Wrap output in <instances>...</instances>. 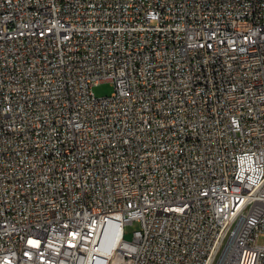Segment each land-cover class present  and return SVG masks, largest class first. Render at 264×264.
<instances>
[{
  "label": "built area",
  "instance_id": "2783aa9c",
  "mask_svg": "<svg viewBox=\"0 0 264 264\" xmlns=\"http://www.w3.org/2000/svg\"><path fill=\"white\" fill-rule=\"evenodd\" d=\"M216 248L264 264V0H0V264Z\"/></svg>",
  "mask_w": 264,
  "mask_h": 264
},
{
  "label": "bare ground",
  "instance_id": "6f19581e",
  "mask_svg": "<svg viewBox=\"0 0 264 264\" xmlns=\"http://www.w3.org/2000/svg\"><path fill=\"white\" fill-rule=\"evenodd\" d=\"M16 44H17V37H9V45H16ZM116 242L117 241L115 239H112L109 242L103 244L101 255L103 256L109 255L112 245ZM228 259H229V249L228 248H216L212 256L208 258V264H227Z\"/></svg>",
  "mask_w": 264,
  "mask_h": 264
},
{
  "label": "rangeland",
  "instance_id": "374dc122",
  "mask_svg": "<svg viewBox=\"0 0 264 264\" xmlns=\"http://www.w3.org/2000/svg\"><path fill=\"white\" fill-rule=\"evenodd\" d=\"M113 91H114V87L112 86V84H110L108 82L101 83L98 86L94 87V93L97 97L110 96L113 93ZM139 229H140V223L139 222H134L131 225H126L125 226V235H124L125 239L126 240H132L133 239V233L135 231H138ZM102 257L107 258L108 255H106V256L102 255ZM104 262L105 261H103L102 264H105Z\"/></svg>",
  "mask_w": 264,
  "mask_h": 264
}]
</instances>
